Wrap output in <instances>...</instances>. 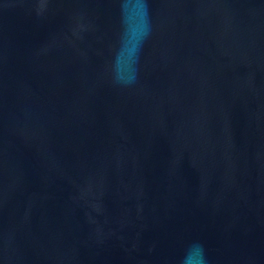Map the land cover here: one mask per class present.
I'll list each match as a JSON object with an SVG mask.
<instances>
[{
  "label": "water",
  "instance_id": "obj_1",
  "mask_svg": "<svg viewBox=\"0 0 264 264\" xmlns=\"http://www.w3.org/2000/svg\"><path fill=\"white\" fill-rule=\"evenodd\" d=\"M0 264H264V0H0Z\"/></svg>",
  "mask_w": 264,
  "mask_h": 264
}]
</instances>
